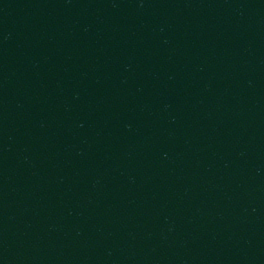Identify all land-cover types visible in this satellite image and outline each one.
Listing matches in <instances>:
<instances>
[{"label":"water","instance_id":"95a60500","mask_svg":"<svg viewBox=\"0 0 264 264\" xmlns=\"http://www.w3.org/2000/svg\"><path fill=\"white\" fill-rule=\"evenodd\" d=\"M0 264H151L1 81Z\"/></svg>","mask_w":264,"mask_h":264}]
</instances>
